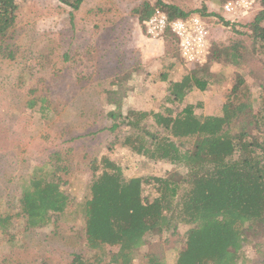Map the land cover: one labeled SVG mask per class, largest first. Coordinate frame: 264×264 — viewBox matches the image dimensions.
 Instances as JSON below:
<instances>
[{
    "label": "trees",
    "instance_id": "1",
    "mask_svg": "<svg viewBox=\"0 0 264 264\" xmlns=\"http://www.w3.org/2000/svg\"><path fill=\"white\" fill-rule=\"evenodd\" d=\"M60 1L75 11L83 0ZM255 4L260 9L246 27L250 51L263 69L258 108L242 72L235 74L218 112L198 111L201 101H189L194 90L224 80L211 71L212 62L240 67L246 49L237 45L213 44L206 63L177 79L169 80L163 72L161 79L168 85L165 104L158 110L129 109L122 116L119 94L124 84L113 81L116 88L106 97L112 107L107 110V129L115 133L111 144L147 162L169 165L171 172L126 177L124 168L107 154L92 160L87 192L76 203L88 253L74 254L71 264H135L138 259L140 264H164V250L153 239L165 233L182 242L174 264H238L247 244L257 264H264V0ZM155 8L169 19L217 15L208 14L204 4L185 11L162 0H144L132 11L142 23ZM16 9L17 0H0V57L10 60L17 50L12 42ZM121 124L128 129L121 132ZM64 160L54 151L21 181L17 211L0 212L3 239L15 238L14 218L23 220L24 230L44 227L73 205L63 188L69 171Z\"/></svg>",
    "mask_w": 264,
    "mask_h": 264
},
{
    "label": "rangeland",
    "instance_id": "2",
    "mask_svg": "<svg viewBox=\"0 0 264 264\" xmlns=\"http://www.w3.org/2000/svg\"><path fill=\"white\" fill-rule=\"evenodd\" d=\"M142 1L83 0L74 11L60 0H17L12 39L17 46L15 57H0V212L17 211L21 181L54 151L69 164L68 184L63 188L75 204L44 227L24 230L23 220L14 218L13 241L0 235V264H71L74 254L87 255L84 222L76 203L87 192L92 160L107 154L124 168L126 177L171 172L169 165L147 162L111 144L115 133L107 129L111 106L106 97L116 88L113 81L124 84L119 96L125 116L129 109L158 110L165 104L168 82L162 81L163 72L173 80L200 66L183 61L170 33L154 39L146 35L132 11ZM162 1L185 11L204 4L208 14H217L205 17L210 47L246 49L239 68L212 62L211 71L224 80L204 91L194 90L189 101H201L198 111L218 112L235 74L242 72L258 108L263 69L260 58L250 51L246 24L260 7L253 4L247 13L231 15L222 10L226 0ZM127 129L120 125L121 132ZM183 231L180 226V235ZM153 241L160 242L164 250V264H174L182 244L179 236L165 233ZM243 252L245 257L238 264H257L249 244Z\"/></svg>",
    "mask_w": 264,
    "mask_h": 264
},
{
    "label": "built area",
    "instance_id": "3",
    "mask_svg": "<svg viewBox=\"0 0 264 264\" xmlns=\"http://www.w3.org/2000/svg\"><path fill=\"white\" fill-rule=\"evenodd\" d=\"M256 3V0H226L222 6L225 14H242ZM205 17L192 13L186 18L169 19L165 12L155 8L153 13L142 21L149 38H160L166 33L177 41L179 54L186 64H204L210 52L209 26Z\"/></svg>",
    "mask_w": 264,
    "mask_h": 264
}]
</instances>
